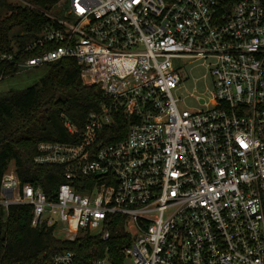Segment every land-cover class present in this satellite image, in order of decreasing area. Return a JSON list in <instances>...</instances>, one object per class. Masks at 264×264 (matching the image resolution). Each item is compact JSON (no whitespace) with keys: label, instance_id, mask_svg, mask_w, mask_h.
I'll return each instance as SVG.
<instances>
[{"label":"built area","instance_id":"obj_1","mask_svg":"<svg viewBox=\"0 0 264 264\" xmlns=\"http://www.w3.org/2000/svg\"><path fill=\"white\" fill-rule=\"evenodd\" d=\"M62 1L31 45H0V65L75 58L104 100L81 129L62 114L75 141L39 144L35 162L63 169L55 195L8 170L0 205L71 242L123 227L121 254L90 264H264V0ZM195 62L213 88L181 110ZM32 264L86 263L66 250Z\"/></svg>","mask_w":264,"mask_h":264},{"label":"trees","instance_id":"obj_2","mask_svg":"<svg viewBox=\"0 0 264 264\" xmlns=\"http://www.w3.org/2000/svg\"><path fill=\"white\" fill-rule=\"evenodd\" d=\"M21 1L25 4L0 0V45L8 50L31 45L50 22L45 13L59 14L63 5L62 0ZM58 47L52 43L47 49ZM41 51L36 47L23 56L32 58ZM18 72L14 65H0V81ZM103 97L97 85L84 83L82 67L75 58L47 65L46 74L33 86L1 91L0 188L13 163L22 184L30 183L49 196L55 195L66 181L63 169L37 164L38 146L45 141H75L63 124L62 114L81 129L89 114L100 108ZM32 219L33 209L28 205H12L8 210L0 205V264H32L66 250L76 252L83 263L90 264L106 256L107 248L111 257L119 256L129 242L123 227L109 241L88 234L71 242L56 236L53 227H33Z\"/></svg>","mask_w":264,"mask_h":264},{"label":"rangeland","instance_id":"obj_3","mask_svg":"<svg viewBox=\"0 0 264 264\" xmlns=\"http://www.w3.org/2000/svg\"><path fill=\"white\" fill-rule=\"evenodd\" d=\"M17 5H24L21 0H13ZM47 65L27 70H20L17 74L7 77L0 81V92L9 90H20L33 86L40 81L46 74ZM189 77L181 88L175 92V96L180 98L179 107L181 110L205 109L198 104L195 96L209 95L213 88V80L207 70L201 65V62H195L190 65L188 71ZM193 94V96H192ZM9 170H14V164L11 163ZM129 262V261H128Z\"/></svg>","mask_w":264,"mask_h":264}]
</instances>
